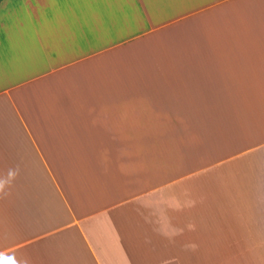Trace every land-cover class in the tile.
I'll return each instance as SVG.
<instances>
[{"label":"crops","instance_id":"obj_1","mask_svg":"<svg viewBox=\"0 0 264 264\" xmlns=\"http://www.w3.org/2000/svg\"><path fill=\"white\" fill-rule=\"evenodd\" d=\"M14 165L31 264H264V0H0Z\"/></svg>","mask_w":264,"mask_h":264},{"label":"clouds","instance_id":"obj_2","mask_svg":"<svg viewBox=\"0 0 264 264\" xmlns=\"http://www.w3.org/2000/svg\"><path fill=\"white\" fill-rule=\"evenodd\" d=\"M21 168L19 165L7 167L0 173V199H6L11 195V191L16 181L20 177ZM194 249L196 246L193 244ZM0 264H31V259L27 255L17 256L5 251H0Z\"/></svg>","mask_w":264,"mask_h":264}]
</instances>
